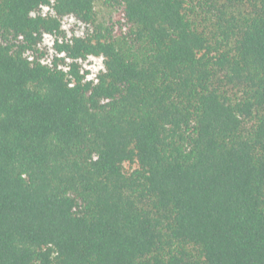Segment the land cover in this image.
I'll return each mask as SVG.
<instances>
[{
	"label": "trees",
	"instance_id": "1",
	"mask_svg": "<svg viewBox=\"0 0 264 264\" xmlns=\"http://www.w3.org/2000/svg\"><path fill=\"white\" fill-rule=\"evenodd\" d=\"M0 264H264V0H0Z\"/></svg>",
	"mask_w": 264,
	"mask_h": 264
},
{
	"label": "rangeland",
	"instance_id": "2",
	"mask_svg": "<svg viewBox=\"0 0 264 264\" xmlns=\"http://www.w3.org/2000/svg\"><path fill=\"white\" fill-rule=\"evenodd\" d=\"M47 9L45 8L44 11ZM99 19L108 22L110 19H118L120 17L119 12L112 11L111 9L97 5ZM92 30L91 26L84 24L74 17H65L63 19L62 33L58 36H46L43 49L46 51L47 58L52 59L55 56L53 44L57 38L68 39L75 35H85ZM83 71L88 73L89 77H96V75L104 69V61L100 56H89L82 60ZM130 165L127 164V168Z\"/></svg>",
	"mask_w": 264,
	"mask_h": 264
}]
</instances>
